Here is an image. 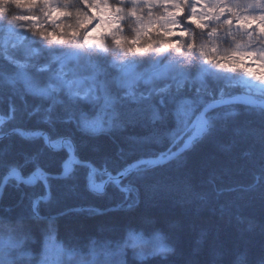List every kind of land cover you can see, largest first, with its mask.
I'll return each mask as SVG.
<instances>
[{"label": "trees", "instance_id": "trees-1", "mask_svg": "<svg viewBox=\"0 0 264 264\" xmlns=\"http://www.w3.org/2000/svg\"><path fill=\"white\" fill-rule=\"evenodd\" d=\"M80 14L71 11L68 31L78 26ZM99 62L109 73L103 58ZM177 64L171 63L166 74L181 77L183 86L147 94L140 102L123 96L113 81L101 106L102 126L96 128L87 122L101 110L88 102L43 97L5 83L3 74L12 66L0 54V134H6L0 138V181L13 167L25 177L37 168L51 174L33 184L12 177L0 197V218L30 228L34 240L26 245L32 257L41 253L43 229L50 224L55 238L78 252H89L95 241L124 242L128 230L146 237L159 234L167 245L140 258L128 247L122 264H264L263 107H215L207 114L208 129L185 152L109 182L102 192L89 187L86 164L53 176L62 172L68 148L54 149L42 136L24 135L45 132L54 141L70 139L78 158L98 170L97 181L107 177L104 169L116 173L136 160L173 150L186 124L178 115L180 102L189 101L195 115L216 99H208L211 92L218 95L215 81L204 80V88L203 80L195 78L197 65L189 69L186 64L184 77ZM236 92L227 88L225 95Z\"/></svg>", "mask_w": 264, "mask_h": 264}, {"label": "rangeland", "instance_id": "rangeland-1", "mask_svg": "<svg viewBox=\"0 0 264 264\" xmlns=\"http://www.w3.org/2000/svg\"><path fill=\"white\" fill-rule=\"evenodd\" d=\"M125 2L131 5L127 9ZM82 3L89 6V0ZM189 3L91 0L88 16L70 7L72 0H0V54L13 69L3 74V80L43 97L77 99L93 109L100 108V114H92L87 122L96 128L102 126L101 106L105 107L102 102L107 101L113 81L119 83L123 96L140 102L147 94L183 86L181 77L166 74L168 66L176 62L186 77L189 71L185 65L195 61L199 69L195 78L203 80L200 85L204 88V80L215 81L218 95L211 92L208 99L225 97L227 88H235L264 100V0H191V7ZM12 6L15 14H9ZM74 9L81 12L80 22L68 31ZM122 21H128L131 34ZM185 25L207 31L208 39L197 42L195 33ZM143 57L148 62L142 63ZM102 58L109 73L100 66ZM195 112L189 101L180 102L178 115L186 124L172 145L192 132L194 127L186 129ZM59 141L53 144L59 145ZM97 171L90 170L88 185L99 191ZM27 227L26 223L0 218V247L7 250L5 264H122L128 247L139 258L167 248L159 234L146 237L128 230L124 242L108 245L95 241L87 248L89 252H78L65 248L49 224L43 229L41 253L32 257L27 245L34 238Z\"/></svg>", "mask_w": 264, "mask_h": 264}, {"label": "water", "instance_id": "water-1", "mask_svg": "<svg viewBox=\"0 0 264 264\" xmlns=\"http://www.w3.org/2000/svg\"><path fill=\"white\" fill-rule=\"evenodd\" d=\"M232 103H238V104H247L250 106H256V107H263L264 108V100L259 99L258 97L244 91L232 93L230 95H227L225 97L217 98L210 100L209 102L205 103L201 109L198 111L192 122L190 123L189 127L186 130H189L190 128L194 129L192 132L186 136L181 144L176 147L175 149L169 151L168 153H162L158 154L153 157H147V158H142L139 160H136L129 164L125 169L120 170L117 173H111L110 171L104 169L103 171L108 174V177L102 182L98 183L100 184L101 191H103L106 187V185L110 181H116L120 180L123 177L127 176L132 170L135 168H141L139 166L144 165L143 168H148L152 166H156L159 164H163L172 158L182 154L185 152L188 148H190L203 134L204 132L208 129V119L206 117V114L214 109L217 106L221 105H227V104H232ZM199 121L203 122V125L201 127H197V124ZM22 132V131H21ZM6 135V134H4ZM25 136H42L45 139V143L54 149H60L61 147L64 146L65 142H68L70 144V148L68 149L69 154L68 157L64 161V168L61 173L55 174L53 176L56 177H62L67 175L70 171H72L73 166L75 164H86L90 167V169H94V166L86 161H81L78 156L75 154V146L74 143L67 138H62L60 141L59 145H54L53 141L48 137V135L45 132H31V133H24ZM3 136V135H2ZM0 135V138H2ZM17 177V181L19 183H26V184H33L36 182L38 179L41 178H47L51 176V174H48L44 172L43 169L37 168L35 169L30 176L25 177L21 174L20 170L16 167L9 169V171L2 177L0 181V197L2 195V192L10 178L13 176ZM94 190V189H92ZM96 192H100L97 190H94ZM48 197V195H47Z\"/></svg>", "mask_w": 264, "mask_h": 264}, {"label": "clouds", "instance_id": "clouds-1", "mask_svg": "<svg viewBox=\"0 0 264 264\" xmlns=\"http://www.w3.org/2000/svg\"><path fill=\"white\" fill-rule=\"evenodd\" d=\"M120 2H121V0H110V3L111 4H120ZM90 6H92L91 5V0H89V6H85L82 3V0H72V4L70 5V7H72V8L80 9L84 14H86L88 16H91V13L88 10V8ZM130 6L131 5L128 4L127 2H125L123 4V7L125 9H127ZM189 7H191V0H190V3H189ZM15 12H16L15 7L14 6L10 7V13L15 14ZM186 15H187V13H186ZM129 20H130V18H129ZM122 23L125 24V30H126V32H128L129 34H131V30H130V28H128V21H122ZM181 23H183V18H181ZM185 27H188L191 31H193L195 33V38H196L197 42H199L200 40L206 41L208 39L207 31L201 32V31H199L197 29H192L190 25H185ZM84 31H87V29H84ZM185 43H187V41H185ZM227 43H228V41L225 40V44H227ZM171 51L174 52L175 49H172ZM193 51H195V50H193ZM187 67L189 69L190 68H193V67H196L195 61H193V63L191 65H188ZM262 87H264V86H262ZM6 255H7V250L5 248H3V247H0V264H5V260L3 259V257H5ZM8 264H10V262H8Z\"/></svg>", "mask_w": 264, "mask_h": 264}, {"label": "bare ground", "instance_id": "bare-ground-1", "mask_svg": "<svg viewBox=\"0 0 264 264\" xmlns=\"http://www.w3.org/2000/svg\"><path fill=\"white\" fill-rule=\"evenodd\" d=\"M202 125H203V122H202V121H199L198 124H197V127L199 128V127H201ZM140 169H141V168H135V169L132 170L130 173H132L133 171H138V170H140ZM130 173H129V174H130ZM129 174H128V175H129ZM120 180H121V179H120Z\"/></svg>", "mask_w": 264, "mask_h": 264}]
</instances>
